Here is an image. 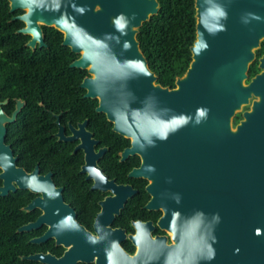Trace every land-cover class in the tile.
<instances>
[{
  "label": "water",
  "instance_id": "obj_1",
  "mask_svg": "<svg viewBox=\"0 0 264 264\" xmlns=\"http://www.w3.org/2000/svg\"><path fill=\"white\" fill-rule=\"evenodd\" d=\"M8 2L10 12L22 10L14 17L24 24L17 32L29 36L26 45L32 50L45 45L43 26L62 33V45L78 55L70 67L87 72L80 83L84 97L96 99L95 111L129 140L119 161L140 159L127 176L147 181V208L161 210L157 224L171 241L167 236L135 240L136 260L264 264V53L257 59L258 72L248 75L264 41V0H194L191 60L173 87L157 82L136 37L157 14L158 0ZM5 103L0 102V195L17 189L35 194L23 209L40 214L16 231L44 225V233L31 242L53 238L64 248L61 257L22 259L102 264L107 244L120 236L109 224L137 190L103 172L98 162L106 148L95 150L97 140L84 129L86 120L64 139L56 115L58 141L80 139L75 148L84 155L79 172L92 182V190L109 192L99 202L94 233H89L51 172L41 174L38 165L28 172L17 165L5 137L25 102L17 99L10 116L2 108Z\"/></svg>",
  "mask_w": 264,
  "mask_h": 264
},
{
  "label": "trees",
  "instance_id": "obj_2",
  "mask_svg": "<svg viewBox=\"0 0 264 264\" xmlns=\"http://www.w3.org/2000/svg\"><path fill=\"white\" fill-rule=\"evenodd\" d=\"M158 3L157 14L141 25L136 37L157 82L173 87L175 78L182 76L191 60L190 46L195 39L194 0H158ZM20 14L22 10L9 11L8 0H0V100L8 98V104L3 106L7 113L16 99L25 102L14 123L7 125L5 137L17 156V165L28 172L36 165L41 174L51 172L54 183L63 188L64 200L75 209L77 221L88 226L102 195L89 190L91 181L79 172L81 154L72 155L70 144L56 140L52 114H61L72 124L88 118V130L108 147L99 166L116 183L137 188L135 198L144 203L149 198L145 191L147 181L127 176L132 168L139 166L140 159L134 155L119 161L118 153L129 146V140L112 130L103 113L95 111L96 99L84 97L80 83L87 72L70 67L78 55L62 45L60 31L47 26L42 27L45 45L32 50L26 45L29 36L17 32L24 25L14 18ZM262 45L264 48V42ZM256 62L250 65L249 77L258 69ZM239 118L237 114L234 121ZM34 197L35 194L24 189L0 195V264H38L22 256H28L40 246L53 248L52 240L39 245L28 241L42 233L46 229L44 225L33 231H16L40 214L38 209L29 212L23 209Z\"/></svg>",
  "mask_w": 264,
  "mask_h": 264
},
{
  "label": "flooded vegetation",
  "instance_id": "obj_3",
  "mask_svg": "<svg viewBox=\"0 0 264 264\" xmlns=\"http://www.w3.org/2000/svg\"><path fill=\"white\" fill-rule=\"evenodd\" d=\"M263 42L264 41L261 42V47L259 49H257V51H256V59L255 60H257L264 53V48L262 45ZM255 66L257 68V62L255 64ZM257 72H258V69L255 73H257ZM4 100H7V103L3 104L2 108L4 105L8 104V98L0 100V102H2ZM16 100H15V103L13 105V108L11 109V111L9 113L4 111L7 115L10 116L12 114V112L14 111ZM7 108H9V107H7ZM52 115L55 118L54 122L56 124V130L54 132V136H55L57 141H58V139L55 135L56 132L58 131V125L56 123V115H58L59 124L63 126L62 138H64V139H66L68 136L71 135V130H70L71 127L77 128L85 120L87 121V123H86L84 129L88 130V118H83V120L76 121L75 124H72L70 120L61 116V114H54L53 113ZM62 120H63V122H61ZM234 122H237V121H234ZM92 136H93V133H92ZM93 138H94V136H93ZM94 139L97 140V144L95 145V150H98L100 148H106V151L103 153V155H104L107 152L108 147L106 145L101 144V141L99 139H97V138H94ZM58 142L70 144L71 149H72L70 153L72 155L81 154L82 163L79 166V170H80L81 166L84 163V158H83L84 155H83V151L81 149H75L78 146V144L80 143V139L77 138V139L71 140V141L60 140ZM103 155L101 156V158L103 157ZM91 184H92V182H91ZM91 184H90L89 190L92 191ZM118 184H125V183H118ZM130 185L134 188V186L132 184H130ZM134 189L137 190L136 194H138V189L137 188H134ZM94 191H97V190H94ZM98 192H100V191H98ZM100 194L102 195V197H101V199L98 200V203H97L98 207H99V202L102 201L105 197H107L109 195V192H100ZM136 194L126 200V202L124 203V206L120 210L119 214H116L114 216L113 220L111 221V223L109 224V227L111 229L119 231L120 236L118 234L114 235L115 240L112 237L111 243L107 244V250H106V253L104 255L105 260L102 262V264H143L141 262H138L135 258L136 257L135 256L136 250L138 249V245L134 243L135 240L138 242H142V241L148 242L149 238L153 239L155 237L167 236V238H168L167 242L170 243V241H171L167 232L164 231L163 229H161L157 224L161 215H162L161 210L148 209L147 204H148L150 197L148 198V200H146L144 203L141 204V203H139L138 199L135 198ZM99 209H100V207L98 208V210L94 214V216L92 218V222L88 226L80 223L87 229V231L89 233H92V234L94 233V220H95L96 214L99 211ZM145 224H147V225H145ZM44 231H42V233H40L38 235L30 237L28 241L30 243H32L31 240L36 238V237H40L44 233ZM118 238H120V240L117 244H115L116 239H118ZM51 240H52L53 245H54L53 248H51L48 245L40 246L38 248V250L33 251L29 255H32V254H51L55 257H61L63 252H64V248L60 245H57L53 238L47 239L46 241L41 242V243H33V244L39 245V244H42V243H45V242L51 241ZM112 240H114V241H112ZM60 248L62 250L58 251V249H60ZM152 249L155 250V246L152 247ZM37 263L38 264H45V263H40L38 261H37ZM76 264H95V262H77ZM145 264H150V262L146 261Z\"/></svg>",
  "mask_w": 264,
  "mask_h": 264
}]
</instances>
